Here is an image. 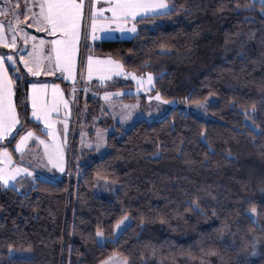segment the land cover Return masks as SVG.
<instances>
[{
	"label": "trees",
	"instance_id": "obj_1",
	"mask_svg": "<svg viewBox=\"0 0 264 264\" xmlns=\"http://www.w3.org/2000/svg\"><path fill=\"white\" fill-rule=\"evenodd\" d=\"M168 3V14L136 20L133 38L83 44L82 51L151 73L163 99L192 105L213 96L215 120L175 108L127 131L116 126L107 152L74 173L71 167L68 178L0 189V264H99L112 255L127 264H264V6ZM0 55L6 68L9 55L17 61L15 52ZM18 66L22 80L8 75L21 132L41 134L30 118L35 79ZM19 136L0 146L15 155ZM102 181L116 184V193L97 195ZM125 215L131 223L111 240ZM10 249L31 257H10Z\"/></svg>",
	"mask_w": 264,
	"mask_h": 264
},
{
	"label": "rangeland",
	"instance_id": "obj_2",
	"mask_svg": "<svg viewBox=\"0 0 264 264\" xmlns=\"http://www.w3.org/2000/svg\"><path fill=\"white\" fill-rule=\"evenodd\" d=\"M114 1L116 2V0ZM114 1L111 0L110 3H115ZM95 2L96 6L103 8L104 11L96 14L98 15L96 17L97 31L95 39H93L91 27L92 0H85L82 36L86 46H92L95 41L127 40L137 34L138 24L135 19L128 18L127 21L121 19L117 23L112 18V13L107 10L108 8H104L105 6L107 7L106 1L95 0ZM251 3L262 6L260 0H251ZM13 6L17 7L16 3ZM17 17L18 13L13 7V9L11 8V15L5 19L8 37L12 39L13 33L8 30L9 24H11L12 28L16 29V40L22 39L24 37L22 34L26 30L35 27L29 18L27 20L25 18L19 19L20 26L17 27ZM30 24L31 27H29ZM133 25H135V31H132ZM30 49H33V47L31 46ZM29 52H32V50ZM21 55L22 53L20 52L18 61ZM89 57H92L91 63L94 68L97 65L100 68V70H93L91 74H89L88 68ZM8 63L11 65L12 62L9 61ZM20 64L22 65V63ZM22 68L26 69L24 65ZM45 68L49 71L47 66H42L40 75L37 76L30 73L28 75L31 78L55 77L59 79L54 74H44ZM133 75H135V79ZM42 81L38 80V83L40 84ZM153 81V75L152 81L149 83L148 73L137 74L127 71L119 61L110 57L94 56L89 49H86L85 52H82L79 59L77 83L70 85L67 93L64 92L68 96L63 93L64 90L59 86L56 90L61 93V97L58 98L50 85L55 83L51 81L41 84L47 85L46 88L39 89L40 101H48V106L51 108L48 116L53 123L55 136H49L45 130L46 123L43 118H40L38 121L42 123L41 128L45 138L37 137L35 132H33L34 136L30 137L19 151L14 150L17 153L15 156L7 149L10 159L9 156L0 152V175L8 179L7 184L0 180V189L10 187L20 189L23 179L59 181L63 177L68 178L71 167L74 173L85 162L100 158L107 152L106 139L115 132L116 126H119L123 131H127L139 121L150 123L160 120L168 111L175 108L203 120H215L208 112V106L216 102L213 96H208L204 101L192 105L163 98L157 100V93L153 91ZM32 84H35V82L29 85L31 100L33 93L37 91L31 88ZM46 92L49 94L46 95ZM150 96L152 99H149ZM165 101H168V103H165ZM34 117L31 115V120ZM244 123L247 127L254 129L247 118L244 119ZM57 126L58 131L56 130ZM41 141L44 143H41ZM0 147L6 148L5 146ZM49 153L54 156L51 161ZM57 163L64 168V171L60 170ZM23 169H28V172L23 171ZM117 188L116 184L102 181V187L96 193L97 195H113L116 193ZM130 223L131 221L127 217L126 225L128 226ZM126 227L117 230L116 223L113 229V236L110 239L114 240ZM98 240L101 242H98ZM105 240L104 236L98 238L96 235L98 244H103ZM8 254L10 257L15 258L31 257V252L24 250L16 251L10 249ZM109 258H111L110 264H125V262L127 264V261L120 255H112ZM102 262L99 264H102Z\"/></svg>",
	"mask_w": 264,
	"mask_h": 264
},
{
	"label": "snow or ice",
	"instance_id": "obj_3",
	"mask_svg": "<svg viewBox=\"0 0 264 264\" xmlns=\"http://www.w3.org/2000/svg\"><path fill=\"white\" fill-rule=\"evenodd\" d=\"M262 6H264V0H260ZM39 7V13L32 12L31 17L32 21L38 28L42 30H50L53 37L51 40V52L47 56L49 62V67H54L55 69L60 70L61 72L71 73L72 70V54L75 49L76 41L79 39L80 30L83 28V0H41V2L36 5L33 4L32 7ZM174 8V5H170L168 0H116L115 4H112L110 10L112 12V18L119 23L122 19L127 21L129 17L137 18L138 13L147 15H166L171 12ZM103 8L96 6L95 0H92V33L93 39H95V33L97 31V21L96 14L98 12H103ZM264 11V7H262ZM25 20L28 19V12L24 13ZM17 27L20 26L19 17H17ZM2 27V26H0ZM31 27V24L29 25ZM9 31L13 33L11 42H7L4 37L3 31H0V42L5 43L7 47L14 48L16 46V29L12 28L9 24ZM132 31H135V25L132 27ZM28 33H24L25 43H27ZM35 40V37H32ZM44 41L41 40L40 46H33L32 52L28 54L26 59L23 55L20 56L19 61H15L12 55L7 57V61H11L10 69L5 68V59L3 56H0V80H3L5 73L11 70L17 79L22 80L24 77L21 74L23 70L18 66L20 63L24 65V68L27 69V72L33 75L41 74V56L39 55L40 47L43 45ZM54 54V55H53ZM53 58L55 60L54 66L52 65ZM92 57H89V74L93 70H100L99 66H93L91 63ZM44 74L52 75V72H49L47 68L44 69ZM135 79V75H133ZM152 74L148 73V82L151 83ZM12 79L8 78L6 83L10 86L12 84ZM47 85H37L32 84L31 88L36 89L37 91L33 93L32 97V115L37 117V119L43 118L46 123V131L49 136H55L53 131V123L50 120L48 113L51 111V108L46 102L40 101V88H46ZM53 90L58 88L57 85H53ZM107 95V94H106ZM149 99H152L150 96ZM156 99H161L159 93L156 95ZM187 99V98H185ZM168 103V101H165ZM175 103V101H173ZM203 106V105H200ZM127 107V106H125ZM23 125L19 120V116L15 110V106L11 103L4 89L0 87V141L5 143H11V140H6V137L15 139L17 133H20L19 139L17 140L15 150L19 151L24 144L28 141L30 137L34 136L32 130L28 129L21 132ZM15 129V131H13ZM41 143H44L41 141ZM99 147V145H98ZM0 152H3L6 156H9L7 148L0 147ZM10 159V156H9ZM50 161L54 159L52 153H49ZM57 166L60 167L59 163ZM61 171H64L63 167H60ZM23 171L28 172V169H23ZM31 175V173H29ZM0 180H3L5 184L8 183V179L0 175ZM192 204L197 206L196 200L192 201ZM257 209L252 208V212L255 213ZM127 216L122 217L117 221V230H120L122 227H126ZM255 222V220H253ZM97 237L101 238L103 232L98 230ZM98 242H101L98 240ZM111 258L107 261L102 262V264H110ZM126 264V262H125Z\"/></svg>",
	"mask_w": 264,
	"mask_h": 264
},
{
	"label": "crops",
	"instance_id": "obj_4",
	"mask_svg": "<svg viewBox=\"0 0 264 264\" xmlns=\"http://www.w3.org/2000/svg\"><path fill=\"white\" fill-rule=\"evenodd\" d=\"M96 1H101V0H96ZM106 1V4H107V7L105 6L104 8H108L107 10L109 11V13H112L111 10H110V7L112 4H115V3H110L111 0H104ZM41 2V0H13V3H12V0H0V31H3L4 33V37H5V40L7 42H11V38L8 37V34H7V30H6V21L5 19L9 17V15H11V8L16 10V13H18V17L19 19L21 18H24V13L27 11L28 12V18L30 20H32V17H31V13L32 12H36V13H39V7H35L33 8L32 5L33 4H36L38 5L39 3ZM16 3L17 7L13 6V4ZM98 7V6H97ZM10 8V9H9ZM83 15H84V12H85V0H83ZM107 11V12H108ZM148 16H154V15H147V16H144L143 14H139L137 15V18H133V17H129V19H135V20H138V19H141V18H145V17H148ZM96 17H98V15H96ZM33 22V21H32ZM34 26L32 29H28L26 30V32L29 34L28 35V39H27V43H25V39L24 37L22 39H18L16 40V46L14 48H9L6 46L5 43H2L0 42V50L2 49H6L10 52H15L16 54V59H18V56L20 54V52L22 53V55L27 59L28 58V54L30 53L29 51L30 50H33V49H30L31 46L33 47L34 45L36 46H40V42L41 40L44 41L43 45L40 47V52H39V55L41 56V65L42 66H47L49 68V72H52L55 76H57L59 79H56L55 77H47V78H34L35 79V84H39L38 83V80H43L39 85H41L42 83L43 84H46L47 82H53L55 83V85H57L58 87L60 86L64 91V92H68L69 88H70V85L72 84H76L77 81H78V67H79V59H80V56L82 54V49H83V44L86 45V42L85 40L83 39V36H82V29L80 30V35H79V39L76 41V44H75V49L73 51V54H72V59H73V63H72V70H71V73L69 74L68 72H61L60 70L58 69H55L54 67H49V62L47 60V56L48 54L51 52V49H52V46H51V40L55 37H53L52 33L50 30H42V28H38L35 23L33 22ZM37 30V31H35ZM22 36H24V34H22ZM32 37H35V40L32 39ZM96 43V41L94 42ZM8 48V49H7ZM54 55V54H53ZM2 56V55H0ZM95 56V55H94ZM99 57H108L109 56H99ZM111 58V57H110ZM5 59V58H4ZM112 59V58H111ZM18 61V60H17ZM55 64V60L53 58V61H52V65L54 66ZM21 67L23 66V64H19ZM5 68H6V64H5ZM26 70V69H25ZM27 72V70H26ZM28 73V72H27ZM10 78L9 75H8V72L5 73V77L3 80H0V87H2L5 91V93L7 94L8 98L10 99L11 103L14 105L13 103V88H12V84L9 86L7 83H6V80ZM61 81V82H59ZM33 82V83H34ZM62 84H66L67 86L64 87ZM51 86H53L54 84H50ZM55 93L57 95V97H61V93L58 92L57 90H55ZM64 93L66 96H68V94ZM30 88H28V99H29V107H30V116L32 115V100H31V96H30ZM49 93L46 92V95H48ZM47 104H48V101H45ZM39 119L37 118H33V121L34 122H38L37 124L40 125V129L42 131L41 134H37L35 133V135H37V137H44L45 138V134L41 128V121H38ZM58 131V126H57V129ZM8 137H6L5 139H7ZM19 139V138H18ZM17 139V140H18ZM4 141H0V143H2ZM16 143L17 141L15 142L13 148L15 150V146H16ZM15 152V155L17 154L16 151ZM14 155V156H15Z\"/></svg>",
	"mask_w": 264,
	"mask_h": 264
}]
</instances>
